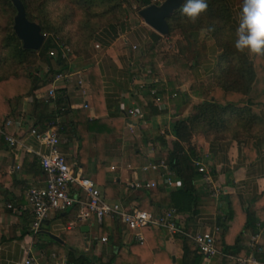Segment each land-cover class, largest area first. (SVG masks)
Wrapping results in <instances>:
<instances>
[{
  "label": "crops",
  "instance_id": "0c3cea01",
  "mask_svg": "<svg viewBox=\"0 0 264 264\" xmlns=\"http://www.w3.org/2000/svg\"><path fill=\"white\" fill-rule=\"evenodd\" d=\"M131 24L134 23L124 22L121 27L102 30L88 58L73 56L74 59L67 63L68 72L80 73L83 89L76 86V76L72 77L71 84L64 87L59 85L58 89L59 93H63L67 98V109L70 113L82 109L89 120L102 117L121 122V131L107 135L104 140L106 179L119 183L122 193L128 198L125 200L127 208L137 207V201L143 199L144 191L157 193L159 204L151 211L157 214L170 207L169 194L180 183L175 180L178 185L167 187L158 172H144L142 167L149 163L165 161L167 144L174 140L171 125L178 119L192 116L195 105L202 102L203 97L192 93L189 72L179 66H176L175 74L160 78L142 80L136 76L140 70L138 57L152 44L150 35L157 33L146 27L141 19L137 21L135 27ZM139 28L148 35L149 41H143L144 44L150 42V45L144 49L141 47L138 54L132 53L129 57L130 49L136 50L139 44H134L127 35L129 31ZM96 45L101 48L102 54L94 50ZM200 49L202 51H198L195 76L199 85L207 86L212 81L220 49L209 37L205 38ZM92 66L98 67L103 92L102 107H99L96 113L87 75L88 69ZM140 84L144 85L142 89L139 88ZM48 86L49 84L35 90L34 98L44 101ZM151 90H155L156 95H152ZM14 103L13 115L3 118L0 123V131L14 135L19 141L16 147H9L0 134V264H19L28 256L35 259L34 264H64L69 248L78 253L93 255L104 262L109 261L112 255L118 252L127 253L130 245L134 243L131 232L121 228L119 245L112 246L108 240L102 243L101 239L107 238V235L99 239L97 235L99 227L82 225L66 228L74 220L72 210L50 214L41 231L36 235L31 234L32 214L26 194L28 189L43 182L44 177L36 152L44 153L45 148L31 135V130L34 129V119L31 117L32 98L24 97L17 102L18 105ZM83 105L87 107L84 108ZM50 106L52 107V104ZM130 109L142 113L143 117L139 119L128 117L126 113ZM257 116L258 120L251 130L239 138H232L230 135H224L222 138L214 136L204 138L199 135L194 138L197 161L209 171L211 185L205 184L200 176L195 181L196 213L178 215L177 223L184 233L181 235L187 237L186 235L200 232H213V228L217 227V218L228 213L226 199L229 198L236 211V219H242L247 212L256 218V224L246 229L240 236L238 250L243 254L252 235H256V244L264 249V201L260 200L264 195V109L259 110ZM63 120L64 117L60 116L57 123ZM6 121H11V126H6ZM61 141V151L66 161H72L69 166L81 169L85 176L93 179V144H89L88 163L79 164L76 158V140L61 137ZM130 153L137 154L134 167L129 163ZM151 183H154L155 187L146 188V185ZM98 187L103 194L102 187ZM213 187L219 190L218 199L210 195ZM7 205H11V210ZM233 221L229 219L227 224L231 226L236 223ZM104 222L106 231L111 232L112 221ZM82 227H87V230L82 231ZM92 228L95 229V233L88 240L87 233L91 232ZM75 229L83 234L82 246H78L77 238L72 236ZM220 231L221 229L217 233L213 232L215 238ZM161 232L160 247L174 262L177 248L174 236L168 238L162 230ZM50 236L56 237L59 241L52 240ZM218 252L219 254L208 264H235L232 257L245 256L237 255L236 252L231 254ZM60 255L61 260L58 259ZM133 260L135 264H143V259L138 255Z\"/></svg>",
  "mask_w": 264,
  "mask_h": 264
},
{
  "label": "trees",
  "instance_id": "16d2710c",
  "mask_svg": "<svg viewBox=\"0 0 264 264\" xmlns=\"http://www.w3.org/2000/svg\"><path fill=\"white\" fill-rule=\"evenodd\" d=\"M25 10L26 17L30 22L29 0H19ZM52 1V0H51ZM86 1L89 7L98 4L108 7V11L115 12L121 9V5L115 0H82ZM184 2V1H183ZM208 10L192 21L184 16L180 11L181 6L171 15L165 18L167 34L164 37H171L176 29L182 33L184 29L197 28L207 29L208 36L220 49L217 64L212 74V81L207 86L199 85L195 70L198 65V52L190 48L189 44L177 42L172 51L163 53L158 43L161 37L152 33L150 35L152 44L146 52L138 57L140 70L136 76L142 80L147 78H160L174 73L176 66L189 72L190 90L203 101L195 105L194 114L187 119H178L171 125V135L174 137L167 144L165 163L174 173L175 180L180 185L170 192V207L177 210L180 215L196 213L197 190L195 181L199 178L194 162L198 160L196 147L193 144L195 137L202 135L204 138L232 136L239 138L249 132L258 120V111L264 109V55H252L247 51H238L235 47L236 35L234 34L233 11L225 0H206ZM12 14L16 15V10L11 0H0ZM139 10L151 5V0H140ZM14 20V18H13ZM39 25V24H38ZM118 25L109 23L101 29H113ZM41 32L44 34L43 26ZM96 41V36L93 37ZM2 48L7 51L9 60L24 64L26 61L36 56V51L26 50L22 47V42L13 31V22L8 27V32ZM54 51V52H53ZM43 57L48 67V74L42 75L40 79L34 78L31 74L24 76H9L0 78V123L2 119L13 115L12 103L18 105L24 97L32 98V114L34 119L33 128L42 132L51 127H56L58 134L64 138H74L77 143V161L79 164L88 163L90 158L89 144L94 146L93 173L94 182L103 189V197L114 201H120L125 207L127 195L122 193V188L117 181L109 182L105 172V144L107 135L119 133L122 124L116 119L100 117L96 120H89L82 109L72 111L67 109V98L63 93H58L55 100L51 102L39 101L34 98L35 90L50 84L54 75L68 70L67 65H63L61 57V46L54 38L47 37L42 48L38 52ZM83 55L74 53L72 57ZM54 61L58 70L51 69L50 62ZM31 62V61H30ZM175 74V73H174ZM88 79L91 97L96 113L102 107V83L97 66L88 69ZM202 87V88H199ZM52 104V107L50 106ZM152 106V105H151ZM155 111V109L153 110ZM64 117L62 122L57 120ZM225 135V136H224ZM165 142V141H164ZM166 143V142H165ZM136 153L129 154V163L136 166ZM71 165L72 161H66ZM39 164V163H38ZM40 167V166H39ZM41 169V168H40ZM42 171V170H41ZM227 198V197H226ZM159 196L149 190L144 191V197L138 200L139 210L151 212L158 206ZM228 213L223 217H218L216 224L220 233L216 235L215 247L224 254L235 253L246 255L247 249L241 254L238 244L242 233L256 224V218L250 212L245 213L242 219H236V211L232 201L227 198ZM264 201V195L260 198ZM11 210V209H10ZM74 218L77 209L72 210ZM236 221L229 226L227 221ZM113 229L107 232L105 222L98 228V238L107 235L110 245H119L121 242V228L123 227L117 220L112 221ZM109 231V230H108ZM144 242H134L130 245L127 253L118 252L112 255L107 262L95 258L93 255L78 253L69 248L66 253L64 264H135L133 258L140 256L143 264H202V255L193 241L181 234H176V259L172 262V257L163 252L160 247L162 232L159 229L145 227L142 230ZM257 259L263 260L264 255H257ZM61 255L58 259L61 260Z\"/></svg>",
  "mask_w": 264,
  "mask_h": 264
},
{
  "label": "built area",
  "instance_id": "2783aa9c",
  "mask_svg": "<svg viewBox=\"0 0 264 264\" xmlns=\"http://www.w3.org/2000/svg\"><path fill=\"white\" fill-rule=\"evenodd\" d=\"M161 0H151V4L160 5ZM98 47V46H97ZM96 47V48H97ZM76 76V86L83 89V81L80 73L68 71L59 72L54 75L45 95L44 101L55 100L59 93V85L64 87L71 84L72 77ZM143 84L139 88L142 89ZM152 95H156L155 90H151ZM158 101V99H157ZM84 108L87 105H83ZM126 115L130 118H142V113L135 110H128ZM11 121H6V126H11ZM5 143L9 147H16L19 141L12 134L0 131ZM31 135L45 148L44 153L36 152V157L43 174V182L39 186L28 189L26 197L31 210L32 222L30 231L32 235L38 234L48 216L52 213H63L68 210L77 209L73 222L66 226L67 229L89 225L90 227H100L105 220H117L125 231L131 232L134 242L143 243L144 236L142 230L145 227H152L162 230L168 238L176 234H184L182 228L177 223L178 212L169 207L162 213H151L137 209L127 208L120 201H109L103 197L99 187L93 179L85 176L81 169L69 166L61 151V137L56 127H51L45 131L38 132L31 130ZM201 180L211 185L210 173L198 161L194 162ZM144 172H158L163 177V183L167 187H175L174 173L168 168L165 161L149 163L142 167ZM155 184H147L146 188H154ZM219 190L213 187L210 195L218 199ZM11 209V205H7ZM219 228L214 227L213 232H218ZM212 231L186 235L193 241L199 254L202 255V263L208 264L213 257L219 254L215 247L216 238ZM107 238L101 239L105 243ZM257 255H264V249L256 244V235H252L247 244V254L243 257H232L235 264H264L263 260L257 259ZM35 259L26 257L19 264H34Z\"/></svg>",
  "mask_w": 264,
  "mask_h": 264
},
{
  "label": "rangeland",
  "instance_id": "374dc122",
  "mask_svg": "<svg viewBox=\"0 0 264 264\" xmlns=\"http://www.w3.org/2000/svg\"><path fill=\"white\" fill-rule=\"evenodd\" d=\"M29 1L30 18L33 19L34 23L43 26L45 40L47 37L54 38L57 44L61 46L62 54L60 59L63 65H67V63L74 59L72 57L74 53L83 55L81 58H88L94 47L95 40L93 37L96 36L97 38L101 33V29L109 23H115V25H118L122 21L123 23H134L131 25L132 27H135L137 21L141 19L144 25L149 27L138 15L140 0H115V2H118L121 5V9L115 12H110L107 9L108 7L102 5L98 6V4H95L90 8V5L86 4L88 2L82 0ZM163 1L165 0H161V2ZM225 1L232 8L233 22L235 26L233 32L236 34L243 0ZM14 17L15 14H12L8 8L0 3V78H8L9 76L17 75L24 76L28 73H32L34 78L40 79L42 75L48 74V67L45 64L43 57L39 56V51H36V56L34 58L19 65L18 63L9 60L7 51L2 48L8 32V27L11 22H13ZM201 30L202 29H192L188 27L187 29H184V32L182 33L180 30L176 29L171 37L167 38L160 35L161 38H164L161 39L158 46L163 53H166L167 51H172L177 42H181L185 45L189 44L190 48L197 52H201L202 50L200 47L202 46V43L205 41L206 37H209L207 32L202 34ZM127 36L132 42H134V44H139L136 50H133L132 48L130 49L131 54H128L129 57L132 56V53L135 55L138 54V50L141 47V49H144L150 45V42L148 44H144L143 42L149 40L148 35H146L142 28L129 31ZM97 46L98 45L95 46L94 50L99 51L98 54H102L101 48H98ZM50 65L53 71L60 68V66H57L54 61H51ZM124 65L126 66V61L124 62ZM94 233L95 229L92 228L91 232L87 233L88 240L93 237ZM72 236L77 238L78 246L83 245V234L79 232L78 229L73 230Z\"/></svg>",
  "mask_w": 264,
  "mask_h": 264
},
{
  "label": "clouds",
  "instance_id": "9594fccd",
  "mask_svg": "<svg viewBox=\"0 0 264 264\" xmlns=\"http://www.w3.org/2000/svg\"><path fill=\"white\" fill-rule=\"evenodd\" d=\"M208 10L206 0H184L180 11L190 20H197ZM202 34L207 29H202ZM235 47L252 55H264V0H243Z\"/></svg>",
  "mask_w": 264,
  "mask_h": 264
},
{
  "label": "water",
  "instance_id": "95a60500",
  "mask_svg": "<svg viewBox=\"0 0 264 264\" xmlns=\"http://www.w3.org/2000/svg\"><path fill=\"white\" fill-rule=\"evenodd\" d=\"M184 0H165L160 5L151 4L138 11V15L159 35L167 34L165 18L178 9ZM15 7L16 15L13 20V31L22 42V47L26 50L39 51L44 42L45 36L41 32V27L34 22H30L19 0H11ZM86 231L87 227H82ZM52 240L59 241L56 237L50 236Z\"/></svg>",
  "mask_w": 264,
  "mask_h": 264
}]
</instances>
